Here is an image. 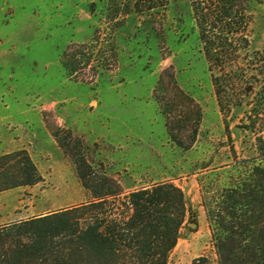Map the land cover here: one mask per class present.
<instances>
[{
  "label": "rangeland",
  "instance_id": "rangeland-1",
  "mask_svg": "<svg viewBox=\"0 0 264 264\" xmlns=\"http://www.w3.org/2000/svg\"><path fill=\"white\" fill-rule=\"evenodd\" d=\"M126 2L0 0V155L25 149L42 175L0 192V227L92 198L60 139L115 178L121 197L160 181L179 186L190 211L168 264L199 256L217 264L201 195L230 184L242 160L256 156L255 134L245 125L251 96L221 112L189 0L111 19L113 3ZM255 51L264 52V0L242 54ZM162 74L168 99L179 102L175 96L184 93L201 109L186 149L169 138L153 96Z\"/></svg>",
  "mask_w": 264,
  "mask_h": 264
},
{
  "label": "trees",
  "instance_id": "trees-1",
  "mask_svg": "<svg viewBox=\"0 0 264 264\" xmlns=\"http://www.w3.org/2000/svg\"><path fill=\"white\" fill-rule=\"evenodd\" d=\"M168 2L127 0L121 8L113 3L109 17L132 11L158 13ZM259 3L189 0L221 112L231 104L239 105L243 95L251 96L245 125L255 134L256 156L242 160L230 184L203 188L201 195L217 264H264V52L242 54L250 44ZM65 65L70 73L75 71L69 62ZM162 75L153 96L169 138L186 149L195 141L201 109L184 93L175 96L179 102L168 99L169 81ZM59 144L72 157L77 176L92 198L73 208L0 227V264H168L190 211L182 189L160 181L121 197L118 181L96 170L78 146L68 148L60 139ZM41 180L25 149L0 155V192ZM191 264H208V260L199 256Z\"/></svg>",
  "mask_w": 264,
  "mask_h": 264
}]
</instances>
